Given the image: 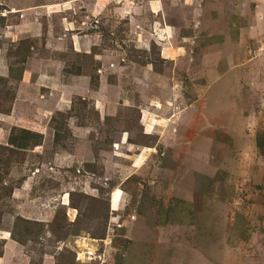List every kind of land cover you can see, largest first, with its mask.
<instances>
[{
  "label": "rangeland",
  "instance_id": "1",
  "mask_svg": "<svg viewBox=\"0 0 264 264\" xmlns=\"http://www.w3.org/2000/svg\"><path fill=\"white\" fill-rule=\"evenodd\" d=\"M155 1L0 0V264H264V0Z\"/></svg>",
  "mask_w": 264,
  "mask_h": 264
},
{
  "label": "crops",
  "instance_id": "2",
  "mask_svg": "<svg viewBox=\"0 0 264 264\" xmlns=\"http://www.w3.org/2000/svg\"><path fill=\"white\" fill-rule=\"evenodd\" d=\"M91 2H95V4H92V8L93 9H95V8H97V7H101V5H103V2H101V0H90ZM149 1H151V2H149L147 5H148V7H149V9H150V11H153V10H151V9H153V4L152 3H155V5H156V1L155 2H153L154 0H149ZM35 9H38V6H36V5H33L32 7H28L27 9H20V10H18V11H15V12H12V11H10L11 13H16V12H19V13H23L24 11H34ZM154 13H155V11H154ZM23 15H25V13H23ZM19 16H21V15H19ZM17 27H20V26H17ZM145 112H147V111H145ZM144 119H146V121L148 122V123H146L148 126H150L151 125V122H150V118H149V114H145L144 115ZM141 123V122H140ZM36 131V130H35ZM38 132H40L42 135H43V144H41V145H38V150L37 151H40V152H42V150L45 148V143L48 141V139H49V136L50 135H48V134H46L45 132H43V131H40V130H37ZM16 190H18L19 192L18 193H20L21 192V190L20 189H15V191ZM13 192V197H15V195H17L16 194V192ZM116 191V190H115ZM115 191H113V192H115ZM112 192V191H111ZM112 192V193H113ZM116 193V192H115ZM110 195H111V193H110ZM116 198V200H117V202H118V204H120L121 203V200H122V195L120 196V194L119 193H116V194H112V197H111V202H112V200H113V198ZM119 201H120V203H119ZM3 239H8V238H5V237H3ZM1 259H2V257H1Z\"/></svg>",
  "mask_w": 264,
  "mask_h": 264
},
{
  "label": "built area",
  "instance_id": "3",
  "mask_svg": "<svg viewBox=\"0 0 264 264\" xmlns=\"http://www.w3.org/2000/svg\"><path fill=\"white\" fill-rule=\"evenodd\" d=\"M96 240L95 238H89L88 236H78L73 239L75 246L77 247L76 251V260H91L94 258L96 252ZM70 245V243L68 244Z\"/></svg>",
  "mask_w": 264,
  "mask_h": 264
},
{
  "label": "trees",
  "instance_id": "4",
  "mask_svg": "<svg viewBox=\"0 0 264 264\" xmlns=\"http://www.w3.org/2000/svg\"><path fill=\"white\" fill-rule=\"evenodd\" d=\"M20 131L23 133L22 136L18 137V138H11L9 143L11 145H15L17 147H20V148H25L26 147V142H25V139H28V138H31V137H34V141H33V146H37L40 144L41 142V136L39 133L37 132H32V131H29L25 128H20ZM13 141H17V144H14Z\"/></svg>",
  "mask_w": 264,
  "mask_h": 264
}]
</instances>
